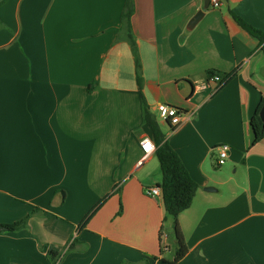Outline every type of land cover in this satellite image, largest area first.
<instances>
[{
  "label": "crops",
  "instance_id": "obj_1",
  "mask_svg": "<svg viewBox=\"0 0 264 264\" xmlns=\"http://www.w3.org/2000/svg\"><path fill=\"white\" fill-rule=\"evenodd\" d=\"M1 1V0H0ZM143 95L199 190L178 223L162 197L143 122L132 48L118 40L126 0H7L0 6V264H264V140L251 119L264 101V0H133ZM203 18L193 28L199 11ZM209 71L234 74L214 92ZM186 113L177 128L159 119ZM229 156L218 166V147ZM215 188L207 192L206 188ZM104 204L83 223L104 198ZM167 237V238H165ZM74 243V248L69 251Z\"/></svg>",
  "mask_w": 264,
  "mask_h": 264
},
{
  "label": "trees",
  "instance_id": "obj_2",
  "mask_svg": "<svg viewBox=\"0 0 264 264\" xmlns=\"http://www.w3.org/2000/svg\"><path fill=\"white\" fill-rule=\"evenodd\" d=\"M6 2L7 0H1L0 6ZM134 7L135 6L133 0H126L125 9L122 15L121 33L118 40H125L132 48V54L135 61L137 84L142 101L143 122L151 128L153 142L156 147L155 153L159 161L162 173V183L160 185H157V187H159L162 192V200L165 212L168 215L172 216L174 219L173 234L176 240L177 252L176 258L173 263H176L181 260L188 252L185 240L179 228L178 218L181 213L191 207L196 193L199 190V185L191 178L179 155L170 146L165 134L159 127L156 117L151 113L147 101L143 95L142 63L140 60L136 42L132 35L131 27V17L134 13ZM231 16L242 29H244L249 35L260 41L262 46L261 50L264 54V33L245 22L239 16L233 13H231ZM208 75L210 79L216 75L220 76V89L228 84L234 76V74L232 73L222 74L215 71H209ZM263 108L264 101L262 100L251 119V127L254 135L253 145L258 144L264 140V120L260 116ZM107 199L108 196L104 198L98 205H96V207L93 208L92 211L87 215L83 223H86ZM35 212L36 211H33L27 218L23 219L22 221L12 224L0 225V232L13 233L26 228L30 216H32ZM73 248L74 243L70 246L69 251ZM50 258L53 264H59V253L51 252Z\"/></svg>",
  "mask_w": 264,
  "mask_h": 264
},
{
  "label": "built area",
  "instance_id": "obj_3",
  "mask_svg": "<svg viewBox=\"0 0 264 264\" xmlns=\"http://www.w3.org/2000/svg\"><path fill=\"white\" fill-rule=\"evenodd\" d=\"M220 5H221L220 0H210V6H212L213 8H219ZM210 80L211 83H215L217 85L216 88L214 89V92H217L221 87L220 76L216 75L212 77ZM156 111L159 119L163 122L169 123L173 128H177L178 126H180L184 118H190L192 116L191 114L186 113L182 109L163 103L157 105ZM141 149L146 158L148 157L149 154L155 151L156 147L153 140L149 138H145L141 142ZM228 156H229L228 145H221L220 147H218V161H217L218 166H222L226 162ZM145 194L150 197H162L161 189L157 186H152L147 188L145 190Z\"/></svg>",
  "mask_w": 264,
  "mask_h": 264
},
{
  "label": "water",
  "instance_id": "obj_4",
  "mask_svg": "<svg viewBox=\"0 0 264 264\" xmlns=\"http://www.w3.org/2000/svg\"><path fill=\"white\" fill-rule=\"evenodd\" d=\"M209 7H210V0H205L204 9H208ZM203 16H204V11L203 10L199 11L195 15L193 20L190 22L189 28L195 27V25H197V23L203 18ZM260 116L264 120V108L262 109ZM205 191H207V192H215L216 189L212 188V187H208V188L205 189Z\"/></svg>",
  "mask_w": 264,
  "mask_h": 264
},
{
  "label": "rangeland",
  "instance_id": "obj_5",
  "mask_svg": "<svg viewBox=\"0 0 264 264\" xmlns=\"http://www.w3.org/2000/svg\"><path fill=\"white\" fill-rule=\"evenodd\" d=\"M169 233L171 234V237L174 235L173 230L172 231L170 230ZM172 239H173V237H172Z\"/></svg>",
  "mask_w": 264,
  "mask_h": 264
}]
</instances>
